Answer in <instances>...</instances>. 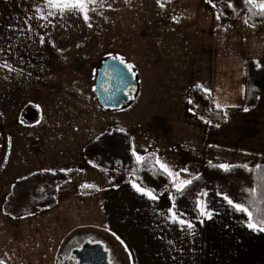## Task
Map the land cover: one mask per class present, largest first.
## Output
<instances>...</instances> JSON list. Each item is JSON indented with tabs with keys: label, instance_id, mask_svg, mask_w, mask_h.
<instances>
[{
	"label": "crops",
	"instance_id": "0c3cea01",
	"mask_svg": "<svg viewBox=\"0 0 264 264\" xmlns=\"http://www.w3.org/2000/svg\"><path fill=\"white\" fill-rule=\"evenodd\" d=\"M104 1L101 23L78 32L75 12L40 19L48 11L44 0H0V55L18 70L12 74L3 68L0 73V172L13 174L19 167L14 162L23 160L18 153L26 136L29 143L43 142L50 126L43 113L36 119H25L26 113L22 122L18 119L17 112L29 104L23 82L44 80L56 64L59 70L62 56L68 74L57 79H76L77 40L83 37L90 50L98 48L86 57L83 68L79 66L89 82L85 103L90 114L84 112L79 126L69 124L79 131L83 146L103 131L123 129L139 155L153 152L178 174L177 182L190 180L205 163H264V95L254 108L243 111L244 66L247 59L257 60L259 47L264 51V25L245 23L246 15L239 24L237 14L229 22L217 19V12L215 16L206 6L208 0H160L163 8L157 0ZM25 32L35 33L30 47L29 41L15 40ZM10 49L21 53L8 55ZM110 55L132 64L137 80L130 104L117 109L98 106L93 88L94 65ZM197 85L208 89L213 106L223 110L221 124L200 118L189 108L187 90ZM41 145L39 160L44 157ZM51 158L55 156H45ZM169 178V188L155 200L137 192L135 182L111 185L106 179L91 193L66 192L60 203L56 193L55 204L47 209L61 210L62 218L72 216L69 222L91 230L78 235L81 238L99 232L95 239L108 242L117 255L123 246L131 264H264V232L250 230L247 215L234 210L213 184L197 195L200 220L191 222L192 230L171 222L168 209L174 187ZM6 194L5 188L1 190L0 210L1 218L9 220L15 217L2 210ZM201 208L212 213L211 219L201 215Z\"/></svg>",
	"mask_w": 264,
	"mask_h": 264
},
{
	"label": "rangeland",
	"instance_id": "374dc122",
	"mask_svg": "<svg viewBox=\"0 0 264 264\" xmlns=\"http://www.w3.org/2000/svg\"><path fill=\"white\" fill-rule=\"evenodd\" d=\"M103 3H105L104 0H96L95 5H89L90 8L95 7L96 9L94 12H89L90 20L88 23L91 26L101 23L100 9L103 8ZM206 6L216 16V10L209 2H206ZM242 16H245L244 12L237 14V24L241 22ZM88 23H85L82 15L76 13L75 25L78 32H84L86 28H90ZM16 34L22 35L21 33ZM33 36L35 37V33L25 32L22 37H16L15 40L29 41L26 45L30 47L31 42L35 41ZM77 44L76 63L78 71L76 79H57L60 77L59 74L63 78L65 74H68L66 71L68 63L63 64L62 56L60 59L57 58L62 61L59 70L56 64L54 70L45 73L44 80L23 82L25 85L23 90H25L29 104L24 105L17 112L18 119L22 122L23 115L31 108H35L37 112L33 118L36 119L40 113H43L46 118L50 119V126L48 131L44 133L43 142L29 143L30 138L26 136L23 150H19L18 153L21 156L18 159L23 160L14 162L15 165H19L18 169L13 172L15 175H7L5 171L0 172V193L5 188V192L8 194L16 179L23 178L28 173L35 171L67 172L73 168L78 170V173L59 181L57 192L59 203L63 199V194L68 191L79 192L81 186H102L106 179L110 181L111 174L93 166L85 159L83 143H81L82 136L79 135V131L76 130L75 132L69 128L70 121L79 126L84 117V112L90 114V111L86 110L87 105L85 103L89 82L85 79L84 72L79 69V66L81 65L83 68L85 61H87L86 57H91L92 53L96 54L98 50V48L90 50L89 41L86 40V37L79 38ZM7 53L8 55L11 53L19 54L21 50L10 49L7 50ZM255 53L254 57L257 59V63L264 64V51L261 47ZM4 57H6L5 54L0 55V64H4ZM3 68L0 67V73H2ZM10 83L14 85L16 82ZM37 135L35 134L31 139L36 138ZM40 143L44 144L41 145L40 150L41 155L44 156L41 160L37 157V154H40L38 149ZM35 146L36 149L33 150ZM47 154L55 156V158L45 159ZM1 215L2 211L0 210V261H4L5 264H56L57 254L61 250V247L56 249V244H59L64 237L62 244L69 240L70 235L78 236L91 231L77 226L75 220L73 223L69 222L68 219L73 218L72 216L65 220L62 218L61 210L57 209H41L37 213L19 218L12 217L13 219L9 220H6L5 217L1 218ZM97 233L92 234L93 237L98 238L97 235L100 234ZM117 259L121 261V264H131L127 250L121 245Z\"/></svg>",
	"mask_w": 264,
	"mask_h": 264
},
{
	"label": "trees",
	"instance_id": "16d2710c",
	"mask_svg": "<svg viewBox=\"0 0 264 264\" xmlns=\"http://www.w3.org/2000/svg\"><path fill=\"white\" fill-rule=\"evenodd\" d=\"M229 3L234 7H228ZM210 4L215 5L217 15L224 21H232L236 14L245 12L249 25H264V17L253 14L258 9L246 5L244 0H212ZM125 64L130 63L125 60ZM131 71L136 78L134 68ZM244 84L246 89L243 106L254 108L258 103V97L264 95V64L247 59L244 66ZM187 97L189 108L198 117L216 124L224 121L223 110L213 106L209 92L205 93L204 89L191 86L187 90ZM132 149L129 134L113 129L103 131L87 141L83 146V154L93 166L112 175L109 181L111 185L132 181L144 189L151 190L155 196L161 195L169 188L170 178L155 163L156 155L150 151L144 152L141 155L143 160L138 163L132 156ZM259 165L262 166L261 169H256V165L248 166L252 172L242 167L225 172L218 165L203 164L199 172L190 179L191 184L182 192H177L175 188L171 189L174 212L190 222H198L200 213L197 208V195L205 185L213 184L218 194L228 195L236 203H244L257 219L264 217V163ZM76 173H78L76 168L67 172L35 171L16 179L4 200L3 212L18 218L52 207L56 202L59 181ZM252 188L257 189L255 196H249V193L244 191ZM95 190V186L80 187L82 193H91Z\"/></svg>",
	"mask_w": 264,
	"mask_h": 264
},
{
	"label": "snow or ice",
	"instance_id": "6c2138e0",
	"mask_svg": "<svg viewBox=\"0 0 264 264\" xmlns=\"http://www.w3.org/2000/svg\"><path fill=\"white\" fill-rule=\"evenodd\" d=\"M212 0H209V3H211ZM96 0H44L45 7L48 9L46 16L41 15L39 18L40 19H46L47 17L55 16L57 14L63 16L67 13L70 12H75L77 14L82 15L85 23H88L90 20L89 12L90 11H95V7H89V5H95ZM157 3L161 8L164 7V4L160 3V0H157ZM244 3L246 5H251L252 7L258 9L256 13H253L254 15H260L261 17H264V0H244ZM215 5H213L214 7ZM228 7H234L233 4L229 3L227 5ZM251 11V9H249ZM37 12H41V9L37 8ZM220 17L217 16V19ZM175 19V17L173 18ZM247 23V21H245ZM88 26L91 27V24L88 23ZM30 30V29H29ZM45 40L43 37L40 39V44H44ZM114 59L119 60L121 64H125V60L121 56H116ZM23 61H21L22 63ZM125 66L128 68L129 71L132 70L134 67L132 64H125ZM0 67L7 68L8 71H18L17 69H14L7 63V61L4 62V64H0ZM22 71V70H20ZM197 87H200L197 85ZM205 93H208V89H204ZM243 111L247 112L249 111L248 108H244ZM227 115V114H225ZM218 127V126H217ZM120 131H123V129H120ZM132 156L135 157L136 161L139 163L143 160V157L137 153L135 148L132 149ZM155 163L160 167V169L165 172L168 176L173 177V187L176 189L177 192H182L184 188L191 184L190 180H183L180 182H177L175 180V176L178 175L176 173H173L167 166V164L161 162L159 157H156ZM220 169L224 170L225 172L230 171L233 168L237 167H242L247 169L249 172H252V169L248 168L247 164L243 165H229V164H220L218 166ZM262 166L257 164L256 169H261ZM182 171H187L186 169H182ZM133 188L136 189L137 192H140L141 194L147 196L149 199L155 200L157 197L152 193L151 190L144 189L137 184L133 183L132 185ZM245 192L249 193V196H255L257 193L256 188L252 189H244ZM171 198V197H170ZM223 199L231 206L233 207L234 210L243 212L247 215L248 217V222H247V227L252 230V231H259V232H264V217L257 219L253 212L250 210L249 207H247L244 203H236L234 202L231 198H229L228 195H224ZM253 203L255 202L254 200L252 201ZM198 207H200V204L198 202L197 204ZM174 207V206H173ZM169 217L171 222L177 223L182 226V228H186L188 230H192L194 228V225L190 221H186L183 219L178 218V214L173 211V208L168 209ZM201 215L202 216H207L208 219H211L212 213L207 211L206 208H201ZM115 235V233H113ZM118 238V237H117ZM119 239V238H118ZM94 243H100L99 241H91ZM122 242V241H121ZM171 243V241L169 242ZM107 251V249H105ZM0 264H5L4 261H0Z\"/></svg>",
	"mask_w": 264,
	"mask_h": 264
},
{
	"label": "water",
	"instance_id": "95a60500",
	"mask_svg": "<svg viewBox=\"0 0 264 264\" xmlns=\"http://www.w3.org/2000/svg\"><path fill=\"white\" fill-rule=\"evenodd\" d=\"M116 56H104L95 65L93 88L98 106L104 109H117L130 104L137 92V80L125 64L114 59ZM35 110L28 111L25 119H32ZM91 241H99L94 243ZM105 245L95 237H85L79 248L72 250L76 264H114ZM62 254L57 256L60 261Z\"/></svg>",
	"mask_w": 264,
	"mask_h": 264
},
{
	"label": "flooded vegetation",
	"instance_id": "af4514ba",
	"mask_svg": "<svg viewBox=\"0 0 264 264\" xmlns=\"http://www.w3.org/2000/svg\"><path fill=\"white\" fill-rule=\"evenodd\" d=\"M83 237V236H81ZM80 236H72L69 238L67 242L63 244L61 247V250H59L62 254V258L60 261L57 260V264H76L74 258L72 257V250L79 248L84 238H81ZM104 243L105 248L108 249L109 255L113 258L114 264H121V261L117 259L118 255L116 251L113 249L112 246H110L106 241L100 240Z\"/></svg>",
	"mask_w": 264,
	"mask_h": 264
}]
</instances>
